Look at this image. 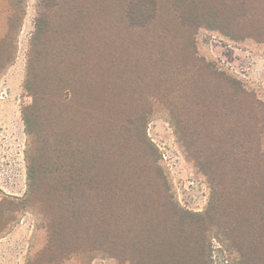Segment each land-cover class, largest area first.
Instances as JSON below:
<instances>
[{
	"label": "trees",
	"instance_id": "16d2710c",
	"mask_svg": "<svg viewBox=\"0 0 264 264\" xmlns=\"http://www.w3.org/2000/svg\"><path fill=\"white\" fill-rule=\"evenodd\" d=\"M15 1L1 47L21 27L22 0ZM86 12L106 34L86 43L97 53L90 64L104 82L97 84L102 112L96 116L100 134L94 153L82 156L79 146L55 133L49 138L52 161L40 164L49 141L42 139V129L34 131L32 106L23 113L32 144L28 193L47 220L43 257L56 261L103 252L122 264H211L207 235L214 226L236 253L235 264H264L262 105L200 59L195 45L200 28L264 41V0H167L163 5L159 0H40L24 83L35 99L45 76L37 62L51 56L66 70L76 68L82 48L68 38L83 32L79 18ZM47 38L56 39L54 52L48 51ZM128 49L135 54L125 55ZM7 63L0 61V68ZM115 75L122 87H142L135 91L139 102L129 121L123 116L115 122L105 113ZM122 92L125 102L128 94ZM161 92L190 160L208 179L211 195L203 215L174 202L144 137L150 116L145 109ZM122 132L129 133L124 140L117 136ZM233 197L240 200L236 208L229 203Z\"/></svg>",
	"mask_w": 264,
	"mask_h": 264
},
{
	"label": "rangeland",
	"instance_id": "374dc122",
	"mask_svg": "<svg viewBox=\"0 0 264 264\" xmlns=\"http://www.w3.org/2000/svg\"><path fill=\"white\" fill-rule=\"evenodd\" d=\"M14 1L0 0V41L6 37ZM159 1L163 5L167 0ZM39 4L40 0H22L24 16L20 30L18 34H12L6 46H0V61L8 62L0 68V264H122L103 252H80L56 261L43 257L48 242L47 220L28 193V157L32 154V144L26 132L23 113L32 106L30 117L34 131L36 127L42 129L41 136L45 141L56 133L62 137L61 140L66 139L79 146L82 156H91L95 138L100 134L96 116L102 112V89L97 84L104 82L96 73L97 68L90 64L97 53L86 43L87 39L94 43L105 38L106 34L94 25L95 15L88 12L81 15L79 25L83 32H74L68 38L82 48L76 55L82 52L76 68L66 70L64 64L53 60L54 63L51 56L37 62V69L41 64L45 67V76L39 84L41 97L35 99L25 90L24 83ZM55 42L56 39L47 38L48 51H55ZM195 45L200 59L236 80L252 100L262 105L259 112L264 119V41L253 37L232 39L218 31L200 28L195 35ZM129 54L134 55L135 52L128 49L125 55ZM108 88L110 108L105 113L115 122L123 116L129 121L136 114L139 102L135 91L142 87H122L115 75ZM122 91L128 94L125 102L121 100ZM162 95L161 92L151 109L149 106L145 109L150 116L144 127V137L155 152L174 202L189 213L203 215L211 195L208 179L190 160L169 110L162 103ZM120 104L125 106L121 108ZM117 136L124 140L129 133L126 136L122 132ZM261 146L264 149V137ZM51 150L50 141L48 145L45 142L40 164L47 165L52 161ZM229 203L236 208L240 200L233 197ZM247 231L252 233L256 228ZM207 236L211 247V264H235L237 255L229 250L230 245L220 230L210 226ZM67 245L76 246L71 243Z\"/></svg>",
	"mask_w": 264,
	"mask_h": 264
}]
</instances>
